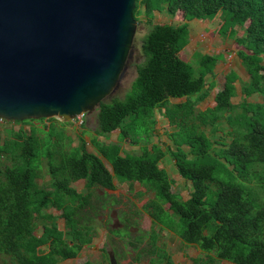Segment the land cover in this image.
<instances>
[{
    "label": "trees",
    "instance_id": "obj_1",
    "mask_svg": "<svg viewBox=\"0 0 264 264\" xmlns=\"http://www.w3.org/2000/svg\"><path fill=\"white\" fill-rule=\"evenodd\" d=\"M164 6L172 19L182 13V23H152L155 12ZM142 14L151 25L141 44L144 61L137 66V77L125 98L98 107V134L119 131L120 143L138 144L150 139L155 111L164 108L169 124L177 128L171 135L174 149L170 153L181 178L192 185L189 198L184 200L172 191L173 180L160 168L166 152L156 145L132 154L124 152L120 143L95 142L99 154H94L81 140L78 147L64 152L59 144L64 134L56 126L43 131V142L36 128L28 133L11 129L7 138L0 128V255L11 257L14 264H60L76 259L94 241V228L86 221H93L87 211L95 210L91 191H115V178L154 192V199L144 206L153 221L208 254L194 264H213L211 253L231 264H264V204L257 203L249 186L256 178L264 190V101H247L255 94L264 98V0H136L137 22ZM218 15L220 33L242 47L237 56L250 81L243 87V113L229 121L232 141L214 150L202 127L216 125L235 111L232 99L238 77L227 75L212 107L196 112L213 88L207 77L214 75L219 58L198 54L194 68L182 53L190 43L189 22ZM237 26H247L243 37L238 36ZM171 99L183 101L171 103ZM44 142L46 151H42ZM43 158L48 161L50 180L41 187L37 179ZM79 181L85 182L87 194L72 187ZM212 185L217 188L216 200L206 207ZM50 208L62 212L64 229L58 217L45 212ZM37 218L44 221L40 236ZM210 227L208 236L205 232ZM102 254L110 264L104 247ZM158 259V264H177L165 252Z\"/></svg>",
    "mask_w": 264,
    "mask_h": 264
},
{
    "label": "rangeland",
    "instance_id": "obj_2",
    "mask_svg": "<svg viewBox=\"0 0 264 264\" xmlns=\"http://www.w3.org/2000/svg\"><path fill=\"white\" fill-rule=\"evenodd\" d=\"M163 8V6H162ZM159 9L154 14L152 23L154 24H174L182 23V13H178L176 18L172 19L164 9ZM143 9V7H142ZM162 10V11H161ZM226 14L225 17H228ZM222 24V19L218 15L214 19L205 21L193 20L189 22L190 43L182 53L183 59L190 63L194 68L197 67V55H209L219 58L214 75L207 77L208 85H213L208 97L200 102L196 107V112L204 111L211 108L215 95L224 88L227 75L235 73L238 77L236 86V95L232 102L236 105L234 112L226 114V117L216 125H208L202 127L208 138L213 143V149L219 150L221 143H229L233 136L230 134L232 127L229 121L234 117H239L243 113L240 104L245 101L243 87L250 81V75L241 59L237 56V52L242 49L233 39L227 35L220 33L219 28ZM246 27L237 26V34L239 37L245 35ZM151 30L148 18L142 14L137 22V29L133 41V48L129 54L127 61V69L123 77L115 89V91L105 99V103H111L116 99L122 100L131 90L132 84L137 77V66L144 61V54L141 50L142 40ZM264 64V62H263ZM183 100L171 99V103H178ZM250 103H262L264 98L262 95L255 94L247 99ZM165 110L157 109L155 111L156 125L150 139H143L138 144L119 141V131L111 134H98V109L86 115L85 123L80 126L77 122L72 121L65 123L58 119H48L44 121H27L29 123L6 122L1 128L2 136L8 137V133L13 130L18 131L24 129L27 133L31 128H36L40 132L41 142L44 141V132L48 127L56 126L63 131L64 138L59 142L64 152H69L71 149L80 145L81 140L86 142V149L94 154H99L95 142L99 144H117L120 143L123 151L132 154L141 153V148L144 146L151 147L156 145L166 152V157L160 163V168L164 169L169 177L173 180L174 185L172 191L180 195L184 200H187L192 192V185L185 181L179 175L177 168L174 165V160L170 150L174 149V143L171 135L177 131V128L171 126ZM188 150L187 147H184ZM47 143L42 145V151H46ZM43 153V152H42ZM47 159L41 160V169L37 183L41 186H47L50 180ZM108 165V164H107ZM109 167V166H108ZM111 169V168H110ZM111 171V170H110ZM262 171V169H261ZM262 173V172H261ZM116 190L109 191L100 188L92 189L91 203L95 207L87 211V217L93 218L89 221L94 228V241L90 246L83 249L80 255L74 260L61 262L60 264H109L107 257L102 254V248H106L107 252H113L119 264H158V257L167 253L172 256L177 264H194L195 259L205 260L207 253L201 251L196 245H189L182 241L178 233L171 232L156 224L150 217L149 213L144 209V206L154 199V192L146 190L143 186L131 183H120L115 178ZM252 193L256 196L259 205L264 204V190L262 184L256 178H253L249 184ZM79 193L87 194L89 191L85 187L84 181H79L72 184ZM216 186H211V192L207 197L206 207H210L216 200ZM104 201V206L101 202ZM58 217L57 222L61 229L65 228V221L61 218V211L55 208H50L45 211ZM37 236L43 232L44 221L37 218ZM178 234V235H177ZM206 235L212 234V227L206 232ZM215 258L213 264H231L227 261H219L214 253L210 254ZM0 264H14L11 257L0 255Z\"/></svg>",
    "mask_w": 264,
    "mask_h": 264
},
{
    "label": "water",
    "instance_id": "obj_3",
    "mask_svg": "<svg viewBox=\"0 0 264 264\" xmlns=\"http://www.w3.org/2000/svg\"><path fill=\"white\" fill-rule=\"evenodd\" d=\"M136 0H0V119L94 113L118 87ZM110 264H119L109 252Z\"/></svg>",
    "mask_w": 264,
    "mask_h": 264
},
{
    "label": "built area",
    "instance_id": "obj_4",
    "mask_svg": "<svg viewBox=\"0 0 264 264\" xmlns=\"http://www.w3.org/2000/svg\"><path fill=\"white\" fill-rule=\"evenodd\" d=\"M85 117H86V114H80L77 116V118L74 120L75 122H77L80 126H82L84 123H85ZM6 120L4 119H0V125L2 126L3 124H5Z\"/></svg>",
    "mask_w": 264,
    "mask_h": 264
},
{
    "label": "crops",
    "instance_id": "obj_5",
    "mask_svg": "<svg viewBox=\"0 0 264 264\" xmlns=\"http://www.w3.org/2000/svg\"><path fill=\"white\" fill-rule=\"evenodd\" d=\"M103 161H104L106 167H107L109 170L112 171L111 165H110L105 159H103ZM107 164H108V165H107ZM108 166H109V167H108ZM110 168H111V169H110ZM114 182H115V181H114ZM115 185H116V183H115Z\"/></svg>",
    "mask_w": 264,
    "mask_h": 264
}]
</instances>
